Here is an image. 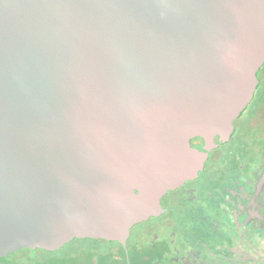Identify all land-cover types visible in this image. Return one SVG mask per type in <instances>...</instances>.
<instances>
[{
  "label": "water",
  "instance_id": "1",
  "mask_svg": "<svg viewBox=\"0 0 264 264\" xmlns=\"http://www.w3.org/2000/svg\"><path fill=\"white\" fill-rule=\"evenodd\" d=\"M263 65L264 0H0V259L125 243Z\"/></svg>",
  "mask_w": 264,
  "mask_h": 264
},
{
  "label": "flooded vegetation",
  "instance_id": "2",
  "mask_svg": "<svg viewBox=\"0 0 264 264\" xmlns=\"http://www.w3.org/2000/svg\"><path fill=\"white\" fill-rule=\"evenodd\" d=\"M257 78L254 97L233 122L229 142L215 138L203 169L161 197L158 215L134 225L125 243L73 239L50 252L56 261L264 264V65ZM190 145L203 151L205 142L194 138Z\"/></svg>",
  "mask_w": 264,
  "mask_h": 264
},
{
  "label": "rangeland",
  "instance_id": "3",
  "mask_svg": "<svg viewBox=\"0 0 264 264\" xmlns=\"http://www.w3.org/2000/svg\"><path fill=\"white\" fill-rule=\"evenodd\" d=\"M22 255H28L32 259L35 258L39 259V261L34 264H59L56 261L55 256H53L52 254L50 255L48 252L42 250H38V251L21 250L17 255H15V260H18L16 256H22ZM0 264H6V263L0 261ZM14 264H28V263L16 261Z\"/></svg>",
  "mask_w": 264,
  "mask_h": 264
},
{
  "label": "trees",
  "instance_id": "4",
  "mask_svg": "<svg viewBox=\"0 0 264 264\" xmlns=\"http://www.w3.org/2000/svg\"><path fill=\"white\" fill-rule=\"evenodd\" d=\"M27 250V249H25ZM29 251H32V250H29ZM38 251V250H36ZM43 251V250H42ZM20 252V251H19ZM18 252V253H19ZM46 252V251H45ZM18 253H15V254H12L6 258H2L0 259L1 262H4L6 264H14L16 261H19V262H26L28 264H34V263H37L39 261V259H32L31 257H29L28 255H22V256H16L18 258V260H15V255H17ZM50 255L51 253L48 252Z\"/></svg>",
  "mask_w": 264,
  "mask_h": 264
}]
</instances>
